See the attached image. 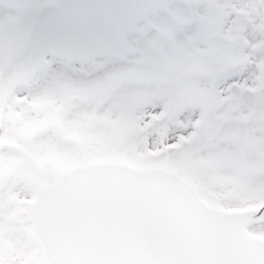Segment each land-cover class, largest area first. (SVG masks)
I'll return each instance as SVG.
<instances>
[{
    "label": "snow or ice",
    "instance_id": "6c2138e0",
    "mask_svg": "<svg viewBox=\"0 0 264 264\" xmlns=\"http://www.w3.org/2000/svg\"><path fill=\"white\" fill-rule=\"evenodd\" d=\"M0 264H264V0H0Z\"/></svg>",
    "mask_w": 264,
    "mask_h": 264
}]
</instances>
